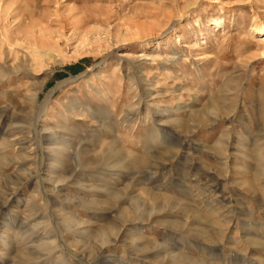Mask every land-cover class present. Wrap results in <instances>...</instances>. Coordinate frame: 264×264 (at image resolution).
I'll list each match as a JSON object with an SVG mask.
<instances>
[{
    "label": "rangeland",
    "instance_id": "1",
    "mask_svg": "<svg viewBox=\"0 0 264 264\" xmlns=\"http://www.w3.org/2000/svg\"><path fill=\"white\" fill-rule=\"evenodd\" d=\"M264 0H0V264H264Z\"/></svg>",
    "mask_w": 264,
    "mask_h": 264
},
{
    "label": "bare ground",
    "instance_id": "2",
    "mask_svg": "<svg viewBox=\"0 0 264 264\" xmlns=\"http://www.w3.org/2000/svg\"><path fill=\"white\" fill-rule=\"evenodd\" d=\"M260 30H261L262 32H259V33H262V35H264V27H262Z\"/></svg>",
    "mask_w": 264,
    "mask_h": 264
}]
</instances>
